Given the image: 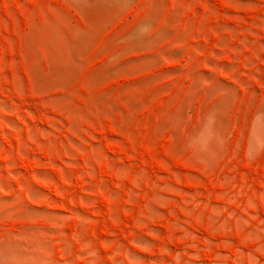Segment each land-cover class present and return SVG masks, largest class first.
<instances>
[{
  "label": "rangeland",
  "instance_id": "374dc122",
  "mask_svg": "<svg viewBox=\"0 0 264 264\" xmlns=\"http://www.w3.org/2000/svg\"><path fill=\"white\" fill-rule=\"evenodd\" d=\"M0 264H264V0H0Z\"/></svg>",
  "mask_w": 264,
  "mask_h": 264
}]
</instances>
